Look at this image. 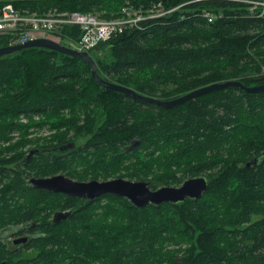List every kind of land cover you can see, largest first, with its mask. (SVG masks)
<instances>
[{"label":"trees","instance_id":"1","mask_svg":"<svg viewBox=\"0 0 264 264\" xmlns=\"http://www.w3.org/2000/svg\"><path fill=\"white\" fill-rule=\"evenodd\" d=\"M261 1L0 0V8L102 19L120 17L127 6L173 9L100 43L94 57L101 78L170 100L228 80L264 84V8L255 4ZM78 35L64 27L60 43L69 46ZM8 44L0 36V47ZM44 127L52 132L45 146L76 148L29 157L22 173L0 170L5 191H33L26 178L58 172L80 181H147L151 189L204 175L209 187L199 199L144 208L107 195L91 206L88 220L87 211H76L72 221L82 227L45 226L33 239L29 264H56L60 253L72 264H264V165L245 166L264 151V93L228 87L164 108L102 88L76 57L44 48L1 56L0 168L23 159L28 144L39 145L29 130ZM38 198L28 194L29 209ZM43 206L57 208L45 198Z\"/></svg>","mask_w":264,"mask_h":264},{"label":"water","instance_id":"2","mask_svg":"<svg viewBox=\"0 0 264 264\" xmlns=\"http://www.w3.org/2000/svg\"><path fill=\"white\" fill-rule=\"evenodd\" d=\"M28 48H44L71 57L79 58L90 65L92 79L102 88L116 91L141 103L155 104L164 108H173L203 94L222 90L228 87L239 88L246 94L264 93V84L246 86L239 80H228L224 82L212 83L170 100H161L155 97L145 96L137 93L132 88L101 78L97 72L95 60L87 52L77 51L47 38H38L29 40L23 44L0 47V57ZM137 144V141H133L127 149H130ZM67 146L73 148L75 147V144L68 143L65 145V148ZM31 154L32 152L29 156H31ZM30 183L35 189L48 190L54 193H64L69 196L86 198L89 200L103 195L122 197L126 198L136 208H144L148 204L158 206L163 203H180L185 199H199L209 187V181L204 175L186 178L179 186L160 185L155 189H151L147 181L141 180L132 181L116 177L108 180L91 179L88 181H78L68 178L63 174H56L54 176L44 178H31ZM61 215L66 216L67 213Z\"/></svg>","mask_w":264,"mask_h":264},{"label":"flooded vegetation","instance_id":"3","mask_svg":"<svg viewBox=\"0 0 264 264\" xmlns=\"http://www.w3.org/2000/svg\"><path fill=\"white\" fill-rule=\"evenodd\" d=\"M42 130H38L40 132ZM47 133V132H46ZM11 136H16L12 138V142L19 137L18 132H13ZM39 136V134H37ZM28 138H35V134L28 135ZM11 142L5 143L3 146L8 147ZM71 149L69 146L60 149L59 145L45 146V144L39 143V145L28 144L24 147L23 153L25 157L20 161H17L12 168L4 166L0 170H6L10 172L11 170L22 173L26 168L25 162L29 157H40L45 155L50 157L53 155H66L69 154L68 150ZM32 152L31 156L29 154ZM11 153L3 152L2 155L8 157ZM264 165V151L258 156L248 160L245 163L246 168L259 167ZM6 168V169H5ZM56 174H63L64 176L71 178L73 180H78L76 178L70 177L66 173L58 172ZM39 176V177H29L25 179L26 185L30 183L31 178H44L51 177ZM6 180V175L4 176ZM1 179V176H0ZM90 180V179H89ZM8 181V180H7ZM80 181V180H78ZM88 181V180H87ZM5 181H0V264H29L34 261H28V257H33L34 253V237L42 231L45 226H66L68 224L82 227V224H75L72 220L76 218V211H87V217L91 206L94 203H105L108 200L107 195L94 198L92 200L80 197L69 196L64 193H54L52 191L35 189L33 191H28L26 189L22 190H4ZM35 194L38 199H36L37 206L34 208H28L27 203L30 201L28 199V194ZM44 198L48 203H53L57 206L54 210H49L44 208ZM62 216L61 214H66ZM88 220V219H87ZM260 218L253 219V223L259 221ZM42 244V243H41ZM32 254V256H30ZM65 256L60 253L57 257L56 264H72V259H63ZM38 264H41L39 262Z\"/></svg>","mask_w":264,"mask_h":264},{"label":"built area","instance_id":"4","mask_svg":"<svg viewBox=\"0 0 264 264\" xmlns=\"http://www.w3.org/2000/svg\"><path fill=\"white\" fill-rule=\"evenodd\" d=\"M255 4L264 8V0ZM161 10V3L144 11H137L127 6L123 9V14L120 17L102 19L98 14L79 12L50 11L38 15L19 11L13 5L6 4L0 8V36L8 38V45L23 44L38 38H47L60 43L59 32L61 29L64 27L76 28L79 30V35L77 38L69 39L68 47L92 55V53H98L97 46L100 43L109 41L127 28L139 27V22L142 20L161 16L173 9ZM206 16L210 21L211 16L208 14Z\"/></svg>","mask_w":264,"mask_h":264},{"label":"rangeland","instance_id":"5","mask_svg":"<svg viewBox=\"0 0 264 264\" xmlns=\"http://www.w3.org/2000/svg\"><path fill=\"white\" fill-rule=\"evenodd\" d=\"M96 54L99 56V55H101V53L100 54H98V53H92V55H90L93 59H94V57L96 56ZM24 122H25V120H23ZM38 130H42V131H40V132H38ZM30 134H35V138H29V139H34V140H38V142L39 143H42V144H45L44 142H46L45 140H48L49 139V137H50V135L52 134V132L47 128V127H44V128H42V129H36V128H31L30 130ZM47 132V133H46ZM29 134V135H30ZM37 134H39V136H37ZM13 138H15L14 136H12ZM68 143H73V142H67V143H64L63 145H60L59 146V148L60 149H63V148H65V145H67ZM74 148H76V145H75V147H73V148H71V149H69L68 150V152H70V151H72ZM24 149V148H23ZM113 178H116V176H114V177H111V178H108V179H113ZM108 179H106V180H108ZM125 179H127V178H125ZM87 180H89V179H87ZM87 180H84V181H87ZM91 180V179H90ZM97 180H103V179H101V178H99V179H97ZM129 180V179H128ZM133 181V180H132ZM180 184H175V185H172V186H179Z\"/></svg>","mask_w":264,"mask_h":264}]
</instances>
